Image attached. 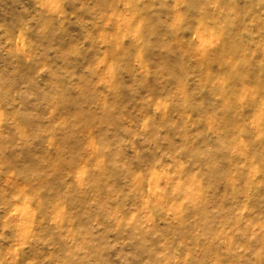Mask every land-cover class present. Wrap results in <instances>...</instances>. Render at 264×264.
Here are the masks:
<instances>
[{
  "label": "rangeland",
  "instance_id": "rangeland-1",
  "mask_svg": "<svg viewBox=\"0 0 264 264\" xmlns=\"http://www.w3.org/2000/svg\"><path fill=\"white\" fill-rule=\"evenodd\" d=\"M0 264H264V0H0Z\"/></svg>",
  "mask_w": 264,
  "mask_h": 264
}]
</instances>
